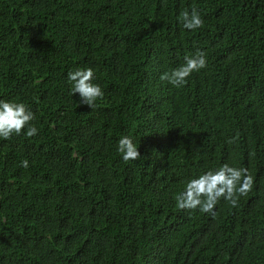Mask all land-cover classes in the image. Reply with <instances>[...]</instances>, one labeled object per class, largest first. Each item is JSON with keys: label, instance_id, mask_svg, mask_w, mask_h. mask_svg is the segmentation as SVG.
<instances>
[{"label": "trees", "instance_id": "1", "mask_svg": "<svg viewBox=\"0 0 264 264\" xmlns=\"http://www.w3.org/2000/svg\"><path fill=\"white\" fill-rule=\"evenodd\" d=\"M198 49L185 85L160 79ZM86 67L92 107L67 78ZM0 100L38 129L0 137V264H264V0H0ZM225 163L254 178L236 207L177 208Z\"/></svg>", "mask_w": 264, "mask_h": 264}, {"label": "clouds", "instance_id": "2", "mask_svg": "<svg viewBox=\"0 0 264 264\" xmlns=\"http://www.w3.org/2000/svg\"><path fill=\"white\" fill-rule=\"evenodd\" d=\"M181 23L188 30L204 26V21L196 8H192L190 12L183 11ZM184 60V64L170 72H164L160 79L175 87H182L193 72L207 67L206 53L199 49L191 56L186 55ZM67 78L72 85V94L78 93L83 104L92 107L98 99L103 98L101 86L93 83L95 72L92 67L70 71ZM34 119V113L24 103L0 100V137L3 139L18 136L25 129L27 130L24 134L27 137L35 136L38 129L32 123ZM234 139H230L228 143L234 142ZM117 151L122 154L125 162L140 158L138 147L130 136L120 138ZM21 166L27 168L28 160L21 161ZM253 184L254 178L249 169L225 163L215 170H208L196 178L189 179L184 190L175 197L176 206L180 210L199 209L203 213L215 216L214 209L221 198L236 207L239 197L246 196L252 190Z\"/></svg>", "mask_w": 264, "mask_h": 264}]
</instances>
